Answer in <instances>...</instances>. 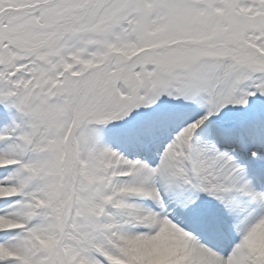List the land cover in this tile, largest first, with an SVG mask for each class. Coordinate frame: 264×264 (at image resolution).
I'll list each match as a JSON object with an SVG mask.
<instances>
[{
  "label": "snow or ice",
  "instance_id": "1",
  "mask_svg": "<svg viewBox=\"0 0 264 264\" xmlns=\"http://www.w3.org/2000/svg\"><path fill=\"white\" fill-rule=\"evenodd\" d=\"M0 264H264V0H0Z\"/></svg>",
  "mask_w": 264,
  "mask_h": 264
}]
</instances>
